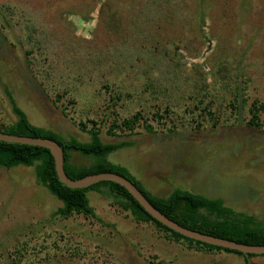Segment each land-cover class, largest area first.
<instances>
[{
  "label": "rangeland",
  "instance_id": "374dc122",
  "mask_svg": "<svg viewBox=\"0 0 264 264\" xmlns=\"http://www.w3.org/2000/svg\"><path fill=\"white\" fill-rule=\"evenodd\" d=\"M89 1L0 0V123L16 120L9 90L34 124L64 137L87 142L95 127L105 142L136 141L108 159L127 166L154 193L184 188L222 197L264 220V124L250 123L258 115L252 106L264 104V0H205L204 7L182 0L188 1L183 16L190 17V29L182 31L183 16L174 18L177 28L166 21L153 26L148 44L163 40L159 53L171 56L137 76L135 88L115 61H101L110 53L104 33L95 30L102 3L95 0L86 19ZM136 1L113 6L145 8ZM200 7L207 17L198 22ZM176 42L182 49H175ZM171 68L175 72L167 76ZM119 79L129 84L121 89L129 96L112 102ZM151 81L156 85L144 89ZM165 85L174 88L168 93L172 112L161 95L154 100ZM134 96L141 102H133ZM137 111L146 118L133 130L109 134L115 122ZM260 116L264 122V111ZM72 161L91 163L80 154ZM88 195L97 218H64L54 214L61 202L37 182L32 168L0 166V264H246L235 253L168 240L112 199L96 191ZM251 264H264V255L252 257Z\"/></svg>",
  "mask_w": 264,
  "mask_h": 264
},
{
  "label": "trees",
  "instance_id": "16d2710c",
  "mask_svg": "<svg viewBox=\"0 0 264 264\" xmlns=\"http://www.w3.org/2000/svg\"><path fill=\"white\" fill-rule=\"evenodd\" d=\"M126 1L131 0H101L102 5L100 6L99 17L96 18L98 26L95 27V30L98 32V29H101L104 33L103 40L106 41V44L110 48L108 57H101V61L104 63L115 61L119 65V71H126L128 77L132 80L130 82H133L137 76L145 75L152 71V69H157V63L171 56L169 52L167 55L163 54L164 56L159 53L163 46V40L161 42L160 36L158 37L160 40L159 45L156 41L154 46H152L148 44V40H150V37L155 36V27L153 26L159 25L160 22L173 23L177 28L178 24H176V19L174 18L184 15V4L188 3V1H184L183 4L182 0H143L145 8H139V3L132 4L131 8L127 6L125 9L121 8L119 6L120 3H126ZM117 2L119 5L113 6ZM94 3L95 0H90L89 3L83 6V9H85L83 16L86 19H90V12L91 9H94ZM201 3H204V7L205 0H198V6ZM106 7L108 9H105ZM203 7H200V14L195 16L198 22L199 17H207L205 11L201 14V8L203 9ZM183 21L184 26L181 23L182 31L190 29V17L186 18L185 16ZM200 21L199 29L202 30L204 19L200 18ZM179 30L181 32V28ZM112 42L114 43L112 44ZM177 42L175 49H182L183 45L181 46ZM230 51L231 49H228L224 52L226 57L222 58L223 60L227 58L226 61H229L227 54H231ZM230 60L233 61L234 59L231 57ZM174 72L173 68H171L167 76L174 74ZM122 80L119 79L117 83L118 92L116 91L111 95L110 100L112 102L122 100L127 94L121 92V89H124L123 87L129 84H126ZM137 85V82H133L131 87L135 88ZM153 85H156V83L151 81L144 89H151ZM170 86L165 85L159 94L158 92L155 93L154 97V100L157 101L162 96L160 101L166 103V107L164 108L167 112H172L171 102L168 104L171 101L168 93L169 90L171 91L174 88ZM106 88H108V85ZM179 91L180 89H176V92ZM7 93L16 120L10 124L0 123V131L15 135L49 138L57 141L64 148L65 170L71 178L80 179L89 174L103 172L118 173L137 185L158 210L184 227L244 244L264 245V220L255 214L238 210L228 205L222 197H209L184 188H175L165 196L156 194L127 166L114 163L108 159L109 154L119 149L135 146L136 141L124 139L119 142H105L102 139L100 130L95 129V127L89 130L91 139L87 142L80 141L74 136L64 137L52 129L34 124L30 120L28 113L19 106L13 94L9 90ZM126 96L129 95L127 94ZM130 96L131 98L133 97L132 94ZM135 101H139V99L134 96L133 102ZM203 102L201 101L200 103ZM157 105L161 107L160 104ZM252 107L251 112H257L258 115L254 114L255 116L250 120V123L256 126L263 125L264 122L260 120V114L264 111V104L257 106L255 103ZM197 108L200 107L197 106ZM205 108L203 109L204 112L207 111ZM209 114L213 117L212 112H209ZM156 116L160 119L164 118L160 113H157ZM144 118L146 117L142 111H137L133 116L124 118L121 124L115 122L110 128L109 134L117 136L118 133L116 131L118 128L122 131L125 129L133 130L136 126L135 124ZM194 122L199 123L197 119H194ZM82 125L84 129H87L84 123ZM147 128L149 132H154L153 125L147 124ZM74 154L90 158L91 163L77 164L73 162L72 157ZM0 166L7 169L21 166L32 168L37 182L61 202L60 207L54 212L55 215L69 218L75 214H83L87 217L92 216L97 218L88 195L90 191H96L112 199L114 204L129 212L136 222L153 224L156 229L165 234L168 240L183 242L191 248L207 252L224 251L235 253L243 256L246 264H251L252 257L259 256V254H245L241 251L192 239L171 229L150 214L126 187L117 182L105 180L85 188L68 186L59 178L55 158L46 147L0 140Z\"/></svg>",
  "mask_w": 264,
  "mask_h": 264
},
{
  "label": "water",
  "instance_id": "95a60500",
  "mask_svg": "<svg viewBox=\"0 0 264 264\" xmlns=\"http://www.w3.org/2000/svg\"><path fill=\"white\" fill-rule=\"evenodd\" d=\"M0 140L8 142L25 143L31 145H38L48 148L56 163V170L61 181L66 183L70 187L74 188H85L92 186L100 181H114L124 187H126L131 194L141 203V205L152 214L157 220L167 225L171 229L187 236L192 239L200 240L209 244L217 245L224 248H229L236 251H241L245 254H264V245H250L244 244L237 241H232L226 238L217 237L214 235L202 233L199 231L192 230L190 228L180 225L178 222L169 218L166 214L158 210L152 202L146 197V195L128 178L113 172H103L96 174H89L80 179L71 178L65 170V152L64 148L55 140L43 137H31L24 135H15L0 131Z\"/></svg>",
  "mask_w": 264,
  "mask_h": 264
},
{
  "label": "crops",
  "instance_id": "0c3cea01",
  "mask_svg": "<svg viewBox=\"0 0 264 264\" xmlns=\"http://www.w3.org/2000/svg\"><path fill=\"white\" fill-rule=\"evenodd\" d=\"M207 3H209V2H207ZM209 5H210V3H209Z\"/></svg>",
  "mask_w": 264,
  "mask_h": 264
}]
</instances>
